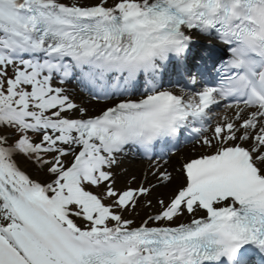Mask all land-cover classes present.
Listing matches in <instances>:
<instances>
[{
    "label": "snow or ice",
    "instance_id": "snow-or-ice-1",
    "mask_svg": "<svg viewBox=\"0 0 264 264\" xmlns=\"http://www.w3.org/2000/svg\"><path fill=\"white\" fill-rule=\"evenodd\" d=\"M0 264H264V0H0Z\"/></svg>",
    "mask_w": 264,
    "mask_h": 264
},
{
    "label": "bare ground",
    "instance_id": "bare-ground-1",
    "mask_svg": "<svg viewBox=\"0 0 264 264\" xmlns=\"http://www.w3.org/2000/svg\"><path fill=\"white\" fill-rule=\"evenodd\" d=\"M135 170H141V169H143L144 167H146V165H147V163L146 164H144L142 161H140V160H135V161H132V160H130L129 162H128ZM177 167H178V165H177Z\"/></svg>",
    "mask_w": 264,
    "mask_h": 264
},
{
    "label": "rangeland",
    "instance_id": "rangeland-1",
    "mask_svg": "<svg viewBox=\"0 0 264 264\" xmlns=\"http://www.w3.org/2000/svg\"><path fill=\"white\" fill-rule=\"evenodd\" d=\"M144 164H146L147 162L143 161Z\"/></svg>",
    "mask_w": 264,
    "mask_h": 264
}]
</instances>
